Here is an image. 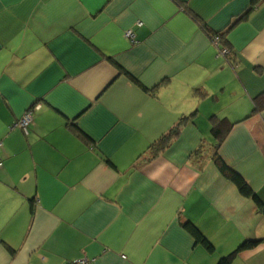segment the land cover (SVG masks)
<instances>
[{"label": "crops", "instance_id": "crops-1", "mask_svg": "<svg viewBox=\"0 0 264 264\" xmlns=\"http://www.w3.org/2000/svg\"><path fill=\"white\" fill-rule=\"evenodd\" d=\"M262 93L264 0H0V264H219L263 239L213 158L264 203Z\"/></svg>", "mask_w": 264, "mask_h": 264}, {"label": "trees", "instance_id": "trees-1", "mask_svg": "<svg viewBox=\"0 0 264 264\" xmlns=\"http://www.w3.org/2000/svg\"><path fill=\"white\" fill-rule=\"evenodd\" d=\"M218 38L219 40H223L224 36L219 37L218 35ZM133 79L138 82L136 78H133ZM154 90L152 91L154 92ZM262 110H264V93H262V95H260L255 100V108H254L253 113H259ZM190 120H191V117L182 118L175 127H173L167 134L163 135L160 139H158L150 147L154 151V156H158L159 153L165 150L172 143V141H174L180 135V131L182 127H184ZM233 127H234V124L227 119L216 120L215 124L212 127V134L216 139H218L219 144H221L223 143L225 138L229 135ZM80 134L86 140L89 138L88 135L83 131H80ZM218 147H215V152H214L215 156L213 158H214L216 165L219 167L220 171L224 174V176L230 182H232L238 188L239 192L244 197L253 200L257 204L259 210L264 214V203L260 199L259 195L251 188L248 182L239 173L230 169L226 165L223 159L219 156V153L217 151ZM201 150H202V147L198 151H196L195 156L199 155L201 153L200 152ZM197 158H200V157H197ZM185 227L194 236V238L197 241L201 242L209 251L211 252L214 251V246L212 245V243L206 237H204V235L200 232V230L195 225H193L192 223H186ZM263 243H264V238L259 239L257 241H251V242L247 241L244 244H242L236 251L222 258L219 264H231L240 253L246 250L254 249L255 247Z\"/></svg>", "mask_w": 264, "mask_h": 264}, {"label": "built area", "instance_id": "built-area-1", "mask_svg": "<svg viewBox=\"0 0 264 264\" xmlns=\"http://www.w3.org/2000/svg\"><path fill=\"white\" fill-rule=\"evenodd\" d=\"M128 38H133V32L132 31H128V33L126 34ZM219 41V38L217 39ZM223 54H226L227 51L226 50H223L222 51ZM36 108L34 109H29L26 114L24 115V117L21 119V121L17 124V127H19L22 131H24L25 134H29V128H30V125L33 121V116H34V111H35ZM2 148V144L0 143V150ZM3 166V163L0 162V167ZM76 264H91V262L89 261V259L87 258H84V259H81L79 261H77Z\"/></svg>", "mask_w": 264, "mask_h": 264}, {"label": "rangeland", "instance_id": "rangeland-1", "mask_svg": "<svg viewBox=\"0 0 264 264\" xmlns=\"http://www.w3.org/2000/svg\"><path fill=\"white\" fill-rule=\"evenodd\" d=\"M219 42V41H218Z\"/></svg>", "mask_w": 264, "mask_h": 264}]
</instances>
